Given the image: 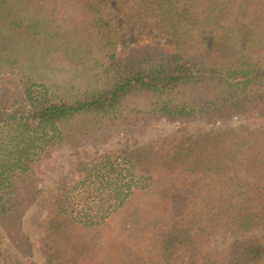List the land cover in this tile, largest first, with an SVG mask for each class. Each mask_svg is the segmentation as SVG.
Returning a JSON list of instances; mask_svg holds the SVG:
<instances>
[{"label":"trees","instance_id":"1","mask_svg":"<svg viewBox=\"0 0 264 264\" xmlns=\"http://www.w3.org/2000/svg\"><path fill=\"white\" fill-rule=\"evenodd\" d=\"M121 1L131 13L156 4L174 41L119 51L96 0H0V80L19 76L25 100L0 97V229L25 257L22 219L53 152L155 120L264 117V0ZM255 229L264 127L244 123L80 163L59 183L40 246L48 264H176L187 246L190 264H263Z\"/></svg>","mask_w":264,"mask_h":264},{"label":"rangeland","instance_id":"2","mask_svg":"<svg viewBox=\"0 0 264 264\" xmlns=\"http://www.w3.org/2000/svg\"><path fill=\"white\" fill-rule=\"evenodd\" d=\"M96 2L105 7L119 32V51H127L139 41L157 43L174 41L166 32V28L170 26L174 18L158 13L156 4L143 7L137 13H131L121 0H96ZM208 39H211L210 35H208ZM0 89L2 92L0 97L4 98L6 102L15 106L25 103L19 76L6 75L2 77ZM2 113L0 108V120ZM244 123L264 127V117L235 118L215 124L206 122L173 123L155 120L141 125L135 131L109 130V133L100 138L97 143H84L78 150L64 147L53 152L51 158L46 160L41 167V181L35 196V204L22 219L23 232L29 242V254L27 257L22 255L9 243L0 229V262L2 264H29L30 261L31 264H48L52 261L53 255L42 250L40 246L41 236L44 235L47 228L51 203L57 195L59 183L63 178L71 176L80 163L93 162L107 152L139 148L162 138H179L182 141L191 137L197 138L210 131L219 132L238 128ZM253 235L264 239V229H255L247 234V236ZM222 244V239L216 238L212 247L218 248ZM193 256L194 248L191 246L171 253L172 260L176 264H190Z\"/></svg>","mask_w":264,"mask_h":264}]
</instances>
